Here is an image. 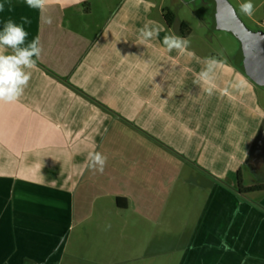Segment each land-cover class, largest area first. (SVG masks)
I'll use <instances>...</instances> for the list:
<instances>
[{"label":"crops","instance_id":"0c3cea01","mask_svg":"<svg viewBox=\"0 0 264 264\" xmlns=\"http://www.w3.org/2000/svg\"><path fill=\"white\" fill-rule=\"evenodd\" d=\"M165 10L0 0V264H118L70 254L85 225L176 231L180 264H264V190L238 188L264 186L258 85L190 48Z\"/></svg>","mask_w":264,"mask_h":264},{"label":"rangeland","instance_id":"374dc122","mask_svg":"<svg viewBox=\"0 0 264 264\" xmlns=\"http://www.w3.org/2000/svg\"><path fill=\"white\" fill-rule=\"evenodd\" d=\"M152 1L159 6L162 5L164 8L171 9L179 21L184 22L188 26L190 31L186 42L190 48L196 50L198 54L204 57L213 56L214 58L234 63L235 55L239 49V42L232 34L220 30L214 25L212 19L217 0ZM225 1L232 7L238 19L250 32L264 36V27H260L256 23L262 20L261 10L253 11L254 6L260 0ZM155 12L156 14L158 13L155 10L153 12L154 16ZM256 88L260 96V104L264 108V87L256 86ZM94 226L85 225L73 231V234H76V236L79 234L81 238L79 239L78 236L77 238L74 237V241L71 242L68 249L71 255H75L76 259L79 260L84 252L115 251L120 260V262L117 261L118 264H180L182 254L185 252L181 251L184 240L181 236L178 237L176 235V231L166 234L160 239L153 238V233L149 239H142V233H137L135 229L136 237L131 239L130 237L121 238L119 236L117 239H108L105 235L102 237V234L101 238L98 239L97 235L99 233L95 232ZM147 242L152 250L141 251L144 247L142 244L147 245ZM111 263H114V260ZM103 264H106V262L104 261Z\"/></svg>","mask_w":264,"mask_h":264},{"label":"water","instance_id":"95a60500","mask_svg":"<svg viewBox=\"0 0 264 264\" xmlns=\"http://www.w3.org/2000/svg\"><path fill=\"white\" fill-rule=\"evenodd\" d=\"M213 23L239 42L235 67L258 86L264 87V36L250 32L225 0H217Z\"/></svg>","mask_w":264,"mask_h":264},{"label":"trees","instance_id":"16d2710c","mask_svg":"<svg viewBox=\"0 0 264 264\" xmlns=\"http://www.w3.org/2000/svg\"><path fill=\"white\" fill-rule=\"evenodd\" d=\"M164 19H165L166 23L168 25H170L174 21V19H176V15H175L174 12H172L170 10H165L164 11ZM179 30H180V33L183 36L188 35L189 31H190L188 26L184 22H180L179 23ZM238 188H239V191L242 192L243 194L264 190V186H261V185H259V186H250V187H242L241 186V181H240L239 178H238Z\"/></svg>","mask_w":264,"mask_h":264}]
</instances>
